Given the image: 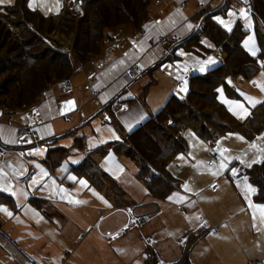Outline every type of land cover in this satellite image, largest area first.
<instances>
[{"label":"crops","instance_id":"0c3cea01","mask_svg":"<svg viewBox=\"0 0 264 264\" xmlns=\"http://www.w3.org/2000/svg\"><path fill=\"white\" fill-rule=\"evenodd\" d=\"M226 2L229 4V0L158 1L152 6L139 33L129 25L111 31L109 37L118 43L104 44L100 56L73 75L71 88H66L62 81L56 83L38 104L26 111L9 113L0 107V141L4 146V154L0 155V173H3L0 185L11 186L16 193L12 195L0 190V198L5 196L9 200L0 199V207L12 213L9 216L0 211V227L35 262L146 264L148 249H151L157 255L159 264H176L182 260L188 242L193 240L189 250L191 264H254L258 260L264 263V227L261 231L253 227L252 211L240 188L223 182V179L221 182L223 174L217 179L221 182L218 191H211L216 180L212 182L207 176L203 178L204 170L206 173L209 169L207 139L202 148L198 146L195 139L199 136L194 130L182 132L186 148L167 167L177 184L165 199L151 195L137 175L136 163L116 151L98 156V162L101 169L125 190L124 206H117L104 191L92 186L85 175L72 171L98 147L110 142L122 143L129 133L156 115L171 93L179 97L175 93L174 81L176 85L179 83L176 76L181 72L186 80L184 76L189 72L181 69L170 72L168 88L173 92L163 99L159 107L151 105L147 94L144 98L142 94L140 100L127 104L118 116L113 117V121H105L103 108L118 92L126 87L128 91L124 99H133L148 84L142 77L132 86L126 85L123 74L130 63L139 62L145 68H154L171 52L167 48L169 45H176L180 39L196 31L201 11L205 8L218 9ZM243 3L237 0L235 12L238 13L231 29L237 20L246 29H253L248 6ZM241 9L247 19L240 15ZM165 37L170 39L168 43ZM179 48L174 47V50ZM218 55L222 58L221 54ZM169 63H163L147 74L166 68ZM194 68L196 74H203L199 64L190 67ZM186 81L188 87L189 80ZM91 89L102 92L95 95ZM186 93L183 92L182 96ZM69 100L74 101L71 108L66 107ZM99 115L103 124L99 121L94 124ZM27 124L38 127V137L19 134V129ZM260 134L264 135V131ZM239 135L246 139L243 134ZM234 137L237 136H231V141ZM78 138L85 140V149L74 146ZM256 139L244 142L236 151L225 152L226 161L232 163L239 160L233 157H241L249 163L260 159L261 162L252 166L262 164L264 171V158L256 150L251 155L249 153L252 143L264 147V140H259L258 136ZM216 142L219 143L218 140ZM70 144V147H65ZM54 148L68 150V156L52 168L48 155ZM74 149L80 152H72ZM34 179L38 183L33 184ZM81 180L86 181L87 187L80 184ZM249 183L257 189L256 184ZM60 189H66L67 193H62ZM93 190L111 206L93 195ZM255 194L251 195L252 201L264 204L254 198ZM170 196H173L172 200L168 199ZM179 197L183 199L177 202ZM69 198L83 203H69ZM134 215L146 216V222L140 228L124 231ZM0 264H28V261L19 250L0 237Z\"/></svg>","mask_w":264,"mask_h":264},{"label":"trees","instance_id":"16d2710c","mask_svg":"<svg viewBox=\"0 0 264 264\" xmlns=\"http://www.w3.org/2000/svg\"><path fill=\"white\" fill-rule=\"evenodd\" d=\"M152 1L82 0V15H77L67 6L52 16L29 8L27 0L0 5V107L9 113L34 107L51 85L73 75L76 61L85 63L100 56L109 31L126 24L140 30L150 13ZM249 5L252 31L259 48L255 56L244 45L250 29L237 20L229 31L216 20L217 15L227 12L228 2L218 9L205 8L199 15V21L202 20L199 29L176 45H169L167 48L171 52L155 65L176 61L179 55L174 47L187 51L203 49L208 53L220 50L223 56L220 63L205 74L194 73L182 98L170 96L156 115L129 133L122 143L110 142L98 147L72 171L85 175L92 186L104 191L117 206H124L125 190L94 160L96 153L104 156L116 151L136 163L137 175L151 195L165 199L177 184L167 167L185 150L186 140L182 132L186 129L191 128L210 141H216L218 134L234 132L243 134L251 141L264 131V100L251 109L247 119L239 121L219 101L217 91L219 85L230 76L251 79L260 68H264V0H251ZM204 37L213 43L214 49L202 43ZM66 47L73 51L75 59ZM27 86L30 94L27 92L25 95ZM226 88L229 96L233 97L235 91L232 87L226 84ZM74 146L85 149V140L76 139ZM49 155L50 167L54 168L68 156V150L50 149ZM248 172L257 185L254 198L264 202L263 165H254ZM0 199L9 201L5 196ZM193 244V240L188 242L182 260L176 264H191L189 250ZM147 254L146 264H159L153 250L148 249Z\"/></svg>","mask_w":264,"mask_h":264},{"label":"rangeland","instance_id":"374dc122","mask_svg":"<svg viewBox=\"0 0 264 264\" xmlns=\"http://www.w3.org/2000/svg\"><path fill=\"white\" fill-rule=\"evenodd\" d=\"M27 1H28L27 2L28 5H29L30 0H27ZM75 1H76V4L73 3V2H68V0H58V2L60 4V8H59V11L57 12L55 10V6L57 4V0H34V8H31V9H33V10H35V11H37V12H39L42 15H45V16H52V15H56V14L60 13L64 8H66L68 6V8H70L77 15H82L81 14V12H82V0H75ZM158 1H161V0H154V1L151 2L150 11H151L152 6L156 2H158ZM239 1L240 2L241 1L244 2L243 5L245 4V5L248 6V10H249V13L251 15L252 14V11H251L250 5H249L251 0H244V1L243 0H239ZM13 3L14 2H12V4ZM42 3L46 6V8H51L52 11H48L47 14H45V10L46 9H43V8L40 7V5ZM236 3H237V0H229V4L230 5L228 4L229 5V8H228L227 13L225 15L224 14H219L216 17H220L221 19L225 20L226 22L231 21V25H232L233 22L235 21V18H236L237 13H238V12L237 13L235 12L236 5H237ZM64 5H65V7H64ZM229 12L235 13V15L234 16H229ZM18 15H20V13ZM146 19H147V17H146ZM233 19H234V21H233ZM251 20H252V18H251ZM201 24H202V20L199 21L198 27H197L196 31L199 29V27L201 26ZM126 25L132 26L130 24H126ZM126 25H122V26H126ZM250 25H252L251 22H250ZM122 26H120V27H122ZM142 29H143V26H142V28L140 30H135V31H137V33H139ZM110 32L111 31H109L108 33H110ZM249 38H251V39H249ZM164 40L168 43V41L170 39H168V38L165 37ZM180 40H182V39H180ZM106 43H111L113 45H116L118 43V41L116 39H114V38H110L109 37V34H108V36L106 37V39L104 41V44H106ZM202 43L206 47H209L210 49L211 48L214 49L213 43L208 38L204 37L202 39ZM66 45H69V44H66ZM244 45H245V47L247 48V50L250 53H251L250 49H254L256 51V54L259 52V48H258V45L256 43L255 35H254V33H253L252 30L250 31V33L247 34L246 39L244 41ZM103 47H104V45H103ZM66 50H68L72 54L71 57L73 59H75V54L73 53V51L71 52V49L69 47H66ZM199 50L200 51H194V50L193 51H187L185 48H179L178 50H176V54L179 55L178 56V59L176 61H169L171 63L167 62L166 64L169 63L168 67H166V68H159L157 71H154L151 74H147V73H149L150 71L154 70V68H157L156 65H155L156 67H154V68H151V67L150 68H145L139 62H136V63L135 62H131L130 65L126 68V70L124 71V74H123L124 81H125L126 85L132 86L133 83H135L136 81H138L142 77H145V83L148 82V84H146L144 86V88H143L144 90H142L141 92H139V94L136 97L134 96L135 98H133V99H124V98H126L124 95L128 91V89H126V87L123 90H121L120 92H118V94H116L111 99V101L104 106V108H103L104 109V112H103L104 120L105 121H113V117L116 116V115L118 116V114L122 110H124L126 108L127 104H130V103L134 102L135 100H140L142 94H143L142 95L143 98H144V95L147 94L146 95L147 96V100H149L151 102V105H155L156 107H159L160 105H162L163 99H165V97H167L170 92H173L172 90H169V88H168V84L170 82L169 81V78H168V75L170 74L171 71H174V70L177 71L178 69H181L182 71H184L185 65L188 66V71H190V67H192V66H194L196 64H199L198 61H206L209 58H211L212 61H214V62L213 63H209V64H207L205 66L206 69L203 72V74H205L207 72V68L209 66H210V68H208V69L214 68L215 66H217L220 63L221 59L223 58V56H220L222 58H218L217 57V55L220 54L219 53L220 50L219 51H217V50L216 51H212V53H208L207 51H204L203 49H199ZM178 51H180L179 54L177 53ZM181 53H183V55H181ZM89 64H92V61L85 62V63H81V62H78L77 63V61H76V63H75L76 70L73 73V75L78 70L84 68V66L89 65ZM211 65H213V66H211ZM195 67H197V66H195ZM132 68H134V71L131 72L130 70ZM194 69H196V68H194ZM129 71L131 73H129ZM262 74H264V68H260V70L256 74V76H254L251 79H246V78H244L242 76H239V75H237L235 77H231L230 76V77H228L225 80V82H223V83H221L219 85V88L218 89H223V95H224V98L225 99H227L229 101H238V102L242 103L245 106V108L247 109V114L245 115V114L241 113V115H240L241 117L240 116H237V115H234L233 114V111H231V113L234 116H236V118L239 121H243V119H247L248 116H249V114H250V112H251V109L253 107L257 106L258 104H260L264 100V91H261V89L259 87V85L264 84V75H262ZM73 75L69 79H67L65 81H62V82H64L65 87L68 88V89L71 88V81L70 80H72ZM182 75L183 74L181 72L180 73V76H182ZM186 75H187V73H186ZM185 76H184V78H185ZM254 81L256 83H253ZM174 83H175L174 84L175 85V87H174L175 93L177 92V94H179V97L182 98L183 97L182 96L183 91H180V88H181L183 82L181 80H179V83L177 85H176V81H174ZM226 84L229 85V86H231L232 89L235 91V95L233 97L229 96V94L227 92ZM54 85H56V84L51 85L48 88V90H50ZM149 87H150V89H149ZM11 91H13V88L11 89ZM91 91H94V94L95 95H98L99 93L102 92L100 90H93V89H91ZM27 92L30 94L29 86H27V88L25 89L24 94L27 95ZM45 93L46 92H44V94ZM172 95H175V94L171 93L170 96H172ZM43 96L41 97V99L43 98ZM246 97H252L255 100H258V101H261V102L260 103H257L255 106H252L249 103V101L246 99ZM218 99H219V101L222 104H224L227 107V109H229V105L222 102V100L220 98V92H218ZM166 102H167V100H166ZM163 105L161 106V108L163 107ZM67 119H69V118H67ZM96 121H99V122H101L103 124L102 116L99 115L98 118L93 121L94 124H97ZM145 122L146 121H144L143 123H145ZM186 131L192 132V129L191 128H188V129H186ZM198 136L200 138L199 137L196 138L195 139V142H197L198 146L200 145L201 148H202V146L204 144V141L206 142V139L204 137H202L201 135H199V134H198ZM231 136H237V137H234L235 139H232V141H231ZM257 136L258 137H261V136H264V135L259 134ZM28 137H30V136H28ZM238 137H242V136L239 135V133H237V134H234V133H232V134L231 133H223V134H218V138H216V140H218V142L220 143V145H221V143H223V145H221L222 150L223 149H227V151H236V150H238L239 148H241L243 146V143L244 142L245 143H249L250 142V141L248 142V140L245 139L244 137H243L244 138L243 139L244 141L238 139ZM252 140H255L256 141L257 140L256 139V136ZM208 142H209V140H207L206 146H207ZM226 142H229V143H226ZM63 143H66V142H63ZM70 146H71V144L68 145V146H65V147H70ZM53 147H62V146H53ZM254 151H255V149H251L249 151L250 155ZM72 152H80V151L77 150V149H74ZM95 155L96 156L94 157L95 158L94 160L98 161V156H101V155L98 154V153H96ZM122 155L123 156H126L124 154H122ZM114 158H117V157H114ZM127 158H129V157H127ZM108 159H110V158H108ZM221 159H222V157H221ZM221 162H222V160H221ZM224 162L227 165L229 163H231V162H227V161H224ZM252 167L253 166H251L250 168H252ZM226 169H224V170H226ZM214 171H218V170H214ZM213 172H212L211 169H207L206 170V173H205V170H204L203 178L205 179V177L207 176L208 177V181L212 180V182H214L215 180H217L219 178L220 175H213ZM222 179H223V182H228L232 186L234 185L230 181H228L226 178H221V182H222ZM249 182H251V183H253L255 185V183H254L253 180H250ZM204 183H205V181L203 182V184Z\"/></svg>","mask_w":264,"mask_h":264},{"label":"snow or ice","instance_id":"6c2138e0","mask_svg":"<svg viewBox=\"0 0 264 264\" xmlns=\"http://www.w3.org/2000/svg\"><path fill=\"white\" fill-rule=\"evenodd\" d=\"M5 3L11 4L12 0H0V4H5ZM28 6H29V8H34V0H30ZM40 7L43 8V9H46L45 10V14H47L48 11H52L51 8H46V6L43 3L40 5ZM59 8H60V4H59V2L57 0V4L55 6V10L58 12ZM234 15H235V13L229 12V16H234ZM240 15L245 17V19H247L246 13H245V11L243 9H241ZM216 19L219 21L220 24H222L225 28H227L229 31H231V21L226 22L225 20L221 19L220 17H216ZM188 27L191 28L192 26L188 25ZM249 39H251V38H249ZM250 51H251L253 56L256 55V51L254 49H250ZM181 55H183V53H181ZM213 62L214 61H212L211 58H209L208 61H198L199 65H200L199 70L201 72L205 71V66L207 64L213 63ZM262 67H264V64H262ZM187 70H188V66L185 65L184 71L187 72ZM262 75H264V74H262ZM176 79L177 80H181L183 82L182 86L180 88V91L187 92V81L184 80L183 77L180 76V75H177ZM253 83H256V82L254 81ZM259 87H260L261 91H264V84L259 85ZM217 91L220 92V98H221L222 102L229 105V110L233 111L234 115L240 116L241 113H243L245 115L247 114V109L245 108V106L242 103H240L238 101H229V100L225 99L224 95H223V89H217ZM246 99L249 101V103L252 106H255L257 103L261 102V101L255 100L252 97H246ZM72 106H74V101L69 100V101L66 102V107L71 108ZM141 118H143V117H141ZM238 139L243 140L244 138L243 137H238ZM258 139L259 140H264V136L258 137ZM250 147L252 149H255L260 154L261 158H264V147H262V146H260V145H258L256 143L250 144ZM226 151H227V149L220 150V155L222 157V162L219 165V170L218 171H214L213 175H221L222 171L227 168V164L224 162V161H226L228 159L224 155V153ZM181 159H182V157H181ZM233 159H239L242 164H246L248 167H251L252 164H254V163L261 162L260 159H253L251 161V163L245 161L241 157H233ZM231 173H232V176L235 177V176L238 175V170L236 168H232L231 169ZM0 175H3V173H0ZM44 175H47V173H44ZM69 179L75 180L76 178L75 177H69ZM36 183H38V181L34 179L33 180V184H36ZM80 184L85 186V187H87L86 181L81 180ZM236 186L238 188H240L241 194L244 196V199L247 201L248 207L252 211L253 227H256L257 231H261L262 227H264V204H256L251 199V195L256 193L257 189L254 188L248 182V177L247 176H244L242 181L238 180L236 182ZM185 188L187 189V185H185ZM0 190L11 192L12 195H16V193L12 191L11 186L0 185ZM60 191L62 193H67L66 189H60ZM93 195H96L101 201H103L106 205H108V202L106 200H104L103 197L99 196V194L96 193L94 190H93ZM176 195L177 194H174V196H176ZM63 198L64 197H62V199ZM168 199L172 200L173 196H170ZM182 199H183V197H179L177 202H180ZM68 202L69 203H73V202H75V203H83L82 201H73L71 198H69ZM108 206L110 207L111 205H108ZM0 211L5 212L9 216L12 215L11 212H8L7 208L0 207ZM129 211H131V210H129ZM35 214L37 216L39 215L38 213H35ZM41 219H42V217H41ZM196 219L199 220L200 217H197ZM204 223L206 224V222H204Z\"/></svg>","mask_w":264,"mask_h":264},{"label":"built area","instance_id":"2783aa9c","mask_svg":"<svg viewBox=\"0 0 264 264\" xmlns=\"http://www.w3.org/2000/svg\"><path fill=\"white\" fill-rule=\"evenodd\" d=\"M68 2H73L76 4L75 0H68ZM80 2V1H79ZM131 72L134 71V68L130 70ZM129 71V73H131ZM196 69H190L189 73L185 76V79L188 80L194 75ZM19 134L24 136H32V137H38L39 136V130L38 127L33 126L31 124H27L19 129ZM221 146L216 141H209L206 146V156H207V164L209 169L212 170H218L219 164L221 162V155H220ZM4 154V146L0 141V155ZM236 168L238 170V175L233 177L231 173V169ZM247 176L248 179L250 178V174L248 172V169L239 161L236 160L232 163H229L227 165V169L223 173V177L226 178L228 181H230L232 184L236 185V182L238 180L242 181L243 177ZM220 188V183L218 180H216L211 187L212 192H217ZM146 222V216H138L134 215L131 217L128 221V224L125 226L124 231H129L133 228H140L144 223ZM0 237L3 238L5 241L10 243L12 246H14L17 250L21 252V254L27 259L28 264H38L35 262L29 254H27L10 236L9 234L4 231L2 227H0ZM254 264H264L262 261H256Z\"/></svg>","mask_w":264,"mask_h":264}]
</instances>
